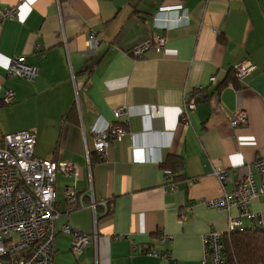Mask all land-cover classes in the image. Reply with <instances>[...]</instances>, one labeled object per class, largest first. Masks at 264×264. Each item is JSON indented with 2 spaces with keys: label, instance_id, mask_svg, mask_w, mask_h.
<instances>
[{
  "label": "crops",
  "instance_id": "1",
  "mask_svg": "<svg viewBox=\"0 0 264 264\" xmlns=\"http://www.w3.org/2000/svg\"><path fill=\"white\" fill-rule=\"evenodd\" d=\"M11 8L16 15L2 19ZM90 33L99 39L92 49ZM154 37L165 40L162 49L129 54ZM19 55L37 69L33 80L7 76ZM247 61L254 68L236 81L231 69ZM198 87L202 99L183 120L184 95ZM6 89L15 94L0 101V134L29 130L36 156L79 168L75 181L56 176L53 264H167L147 250L204 264L202 237L224 231L228 213L237 214L207 202L264 155V0H0V97ZM118 107L125 134L100 159L95 136ZM237 109L247 122L232 127ZM168 156L177 161L169 179L161 166ZM217 169L229 174L224 185ZM66 185L87 204L93 196L96 219L89 206L68 209ZM250 210L243 227L264 225V197ZM63 225L89 236L96 230L95 243L73 252ZM163 233L170 238L160 242Z\"/></svg>",
  "mask_w": 264,
  "mask_h": 264
},
{
  "label": "built area",
  "instance_id": "2",
  "mask_svg": "<svg viewBox=\"0 0 264 264\" xmlns=\"http://www.w3.org/2000/svg\"><path fill=\"white\" fill-rule=\"evenodd\" d=\"M16 8L6 9L2 13V19L13 18ZM98 37L95 33L88 36V46L92 49L98 45ZM165 40L154 37L143 44L135 46L129 51L134 59H142L145 53L151 49H162ZM254 65L247 61L235 65L232 70L238 81H241ZM37 75V69L25 62L24 56L10 58L7 68V76H20L33 80ZM211 77L210 81H214ZM198 87L194 91H199ZM193 92V91H192ZM186 93L183 99L181 118L186 119L187 111L195 109L199 102L194 93ZM14 91L6 89L0 97V101L9 104L14 98ZM125 110L122 107L113 110L114 121L99 131L93 143V150L100 159H105L111 140H121L125 134L123 121ZM247 122V113L244 109H237L230 119L232 127L243 126ZM35 134L29 130L0 134V264H53L54 255V220L59 212L55 207L54 184L58 173L72 176L74 181L79 175V168L66 160H50L38 157L34 154ZM136 161H144L143 149L134 147ZM257 175L258 181L255 176ZM214 176L221 185L229 179L225 169H217ZM65 200L69 210L86 206L94 210L95 201L90 195V202H84V195L75 191V186L64 187ZM264 197V155L257 157L252 167H248L244 175L237 179L230 192H223L219 197L208 201L209 205L218 207L227 213L235 208L236 215L228 213L226 229L210 230L202 237L203 263L224 264L222 240L225 234L241 230L242 218H253L250 210L252 199ZM105 213L106 201H101ZM185 219V214L181 215ZM251 228L264 230L261 220L257 224H251ZM63 231L72 235L71 250L80 252L84 246L95 243L97 231L92 236L71 230L68 225L62 226ZM167 234H159V241L169 239ZM146 254L163 257L167 264H176L167 251H145Z\"/></svg>",
  "mask_w": 264,
  "mask_h": 264
},
{
  "label": "trees",
  "instance_id": "3",
  "mask_svg": "<svg viewBox=\"0 0 264 264\" xmlns=\"http://www.w3.org/2000/svg\"><path fill=\"white\" fill-rule=\"evenodd\" d=\"M232 77L237 81L231 69ZM226 85L229 83L225 82ZM224 85V84H223ZM201 90L193 91L200 101ZM176 163L175 157L168 156L162 162L164 176L168 178L172 176V169L169 164ZM224 264H264V230L257 228H242L241 230L225 234L222 240Z\"/></svg>",
  "mask_w": 264,
  "mask_h": 264
}]
</instances>
